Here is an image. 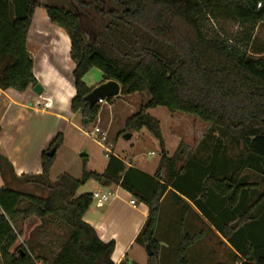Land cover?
Here are the masks:
<instances>
[{
	"label": "trees",
	"instance_id": "obj_1",
	"mask_svg": "<svg viewBox=\"0 0 264 264\" xmlns=\"http://www.w3.org/2000/svg\"><path fill=\"white\" fill-rule=\"evenodd\" d=\"M39 7L70 39L76 90L72 112H81L90 123L98 119L100 104L90 108L84 101L93 90L84 78L98 69L106 81L120 84V95L149 94L150 101L127 120V133L148 129L164 156L155 178L141 174L150 184L148 191H141L130 180L133 172H140L126 170L125 165L115 172L110 165L103 174L84 169L79 180L63 174L53 182L50 172L56 155L50 158L47 152L62 145L61 133L43 153L39 175L18 177L11 162L0 155V174L8 183L0 187V264H114L115 243L102 242L83 219L93 203L92 194L77 193L89 180L120 185L149 208L138 237L153 252L149 264L159 262L161 249L154 233L159 203L168 188L178 199L190 200L226 240H232L235 222L246 221L231 217L234 212L264 211V57L248 53L257 25L264 24V0H69L66 5L60 0L46 4L16 0L14 8L10 0H0L2 90L22 93L38 84L27 45ZM209 16L238 23L244 35L236 44L208 37L204 21ZM257 54L264 55V49ZM158 107L194 116L231 136L245 152L236 172H256L258 182H247L248 176L239 181L234 177L239 173L226 172L234 169V163L219 150L211 154L210 165L209 160L186 153L183 145L169 157L160 122L147 113ZM9 179L32 185L41 195L16 190ZM253 190L258 191L257 198L248 204ZM33 217L40 224L19 243L25 223ZM201 235L181 233L177 264H189L187 251ZM248 261L264 264V253Z\"/></svg>",
	"mask_w": 264,
	"mask_h": 264
},
{
	"label": "crops",
	"instance_id": "obj_2",
	"mask_svg": "<svg viewBox=\"0 0 264 264\" xmlns=\"http://www.w3.org/2000/svg\"><path fill=\"white\" fill-rule=\"evenodd\" d=\"M31 37L37 40L40 47L37 53H31L29 49L28 51L34 60V75L38 84L42 86L43 93L37 95L34 91L35 86L28 88L22 93L14 89H0V155L11 162L18 177L42 173L41 159L43 153L48 151L58 134H64V127L68 123L70 124L75 115H77L71 110V101L76 95L73 79L75 64L70 57L71 44L68 35L62 28L51 23L46 10L39 7L35 10L29 31L28 47ZM92 72L93 69L84 78V80L89 78L86 80V85L89 88L97 85L102 78V74L100 75L98 71ZM117 98H120V96ZM47 100L52 102V106L49 109L44 107L40 109L39 107L41 106H38V103H45ZM114 108L115 105H108L107 110L113 113ZM125 108L122 106L118 110V112L120 111L119 116L125 113ZM101 116L102 111L98 116L97 123L102 121L100 119ZM33 120L34 124L31 126ZM43 124H47L49 127L42 130L43 135L38 139L37 133L39 128L44 126ZM25 131L28 134V140H22L21 138ZM142 131L137 133L141 135ZM134 133L136 132L130 133L132 134L130 140L134 138ZM142 136L145 137V135ZM28 144H30L29 147L35 146L32 153L27 151ZM110 153L111 151L109 150V156ZM57 154L58 150H56L55 155ZM106 158L108 161L105 170L99 174L105 173L110 165L113 172L120 169L122 165H125L126 170L135 169L140 174L133 172L130 180L133 187L141 191H148V186L150 185L149 180L143 175L155 178L161 163L159 161L155 166L152 165L150 167L143 163L138 164L137 162L136 164L135 159L131 160L116 156L117 160L111 162V157ZM64 174L68 173L64 172ZM124 175L125 172L122 177ZM70 176L77 180L82 178ZM94 192L110 193V200L102 208L92 203L83 219L95 228L102 242L115 243V249L112 254L114 264H149V256L145 252L147 245L143 239H138L148 219L149 208L144 203L139 202L129 191L117 184H106L105 182L89 180L78 190L77 194L84 195ZM170 196L173 197L176 204L180 201L184 202L189 209L184 212L179 229L174 227L172 230L165 228L160 231V227L158 228V225H156L154 239L159 244L161 251L168 247L167 244H170V242L177 249L180 235L184 232L189 235L202 234L196 244L204 241H207L206 243L210 242L212 235L215 238H220L231 258L230 264H254V262L248 261L249 257H257L259 253H264V211L255 209L250 215H246L245 211L234 212L231 217L242 216L246 221L242 223L239 221L235 222L232 226V240H226L190 200L185 197L178 199L171 188H168V191L163 196L159 203V208ZM131 201H135V205L131 204ZM39 224L40 221L36 217L25 223L24 234L21 238L23 240L22 243L27 241L31 231ZM204 225L207 229L205 231L199 230ZM240 253H245L247 256H242Z\"/></svg>",
	"mask_w": 264,
	"mask_h": 264
},
{
	"label": "rangeland",
	"instance_id": "obj_3",
	"mask_svg": "<svg viewBox=\"0 0 264 264\" xmlns=\"http://www.w3.org/2000/svg\"><path fill=\"white\" fill-rule=\"evenodd\" d=\"M39 1L42 4L48 2V0ZM60 1L66 5L69 0ZM86 1L90 2L91 0ZM15 2L16 0H10L12 8H14ZM204 32L208 37L222 38L229 41L231 44H236V40L244 35L245 30L238 23H234L233 21L222 17L214 19L209 16L204 21ZM28 49L31 53L39 52L38 50L40 47L35 38L31 37ZM262 49H264V24H259L253 33V44L248 49V53L252 57L259 59L264 57V55L257 54ZM95 71H98L100 75L102 74L98 69H93L92 73ZM86 80H84L85 83ZM105 82L107 81L102 75L98 84L91 88L94 89ZM149 101V94L143 93L130 95L129 98L128 96L120 95V98H115L111 102H102L100 104V112L102 111V116L100 117L102 121H100V123H97V120L94 123L85 124L83 114L78 112L71 123H68L66 127H64L63 143L58 149V154L55 156L50 172L52 181H56L64 174V172L78 178L82 177L84 169L87 171L102 173L105 170L108 161L105 149L111 151V158L118 156L125 159H135L136 164L138 162V164L143 163L150 167L152 165L155 166L164 156L163 148L160 142L151 135L148 129H143L141 135L137 132L134 133V138L132 140L126 141L124 139V136L127 135L124 133L128 132L126 128L127 120L136 114L140 108L146 105ZM108 105H115L113 113L110 112V110H107ZM122 106L126 107V111L119 116L120 111L118 112V110H120ZM39 108L42 109L43 106ZM147 113L159 120L169 157L173 156L174 152L180 145L184 146L186 153L196 155L197 157L202 158L205 162L209 160L211 154L215 152V150H219L220 155H225L226 157L231 158L234 163V169H231V171L230 168L229 170L225 169L226 172H230L231 174L239 173V175H234L239 181L245 179V176H248L247 182H258L256 172H248L247 170L236 172L237 170L235 168H238L237 165L243 160L245 152L241 145H239L231 136L224 135L218 128L205 124L194 116L182 113L173 114L165 107L149 109ZM125 120L126 122L124 123ZM33 124L34 120L32 121L31 126ZM43 125L44 126L38 130V139L43 135L42 130L49 127L47 124ZM96 127L100 128L101 132L106 135V141H103L101 136H97V139H94L87 135V133L93 132ZM24 133L25 134L22 135L23 137L21 136L22 140H28L27 132L25 131ZM142 135H145L146 138ZM29 146L30 144L27 145V151L32 153L35 146ZM23 147H25V145H23ZM83 153H86L87 157H81V154ZM209 163L210 160L208 161V164ZM221 170L224 171V169ZM10 180L11 179H9V181ZM7 184L8 183L0 174V187L6 186ZM10 186L22 192L41 195L40 191L32 185L10 181ZM257 193V190L251 192L248 204L257 198ZM188 209L189 207L187 204L181 201L176 204V201L170 196V198H168V200L159 208L157 225L158 228L160 227V231L165 228H170L172 230L174 227L179 229L182 222V216ZM206 229L205 225L199 228V230L202 231H205ZM211 238L210 242H200L188 250L187 258L189 264H230L231 258L222 240L220 238H215L214 235H212ZM22 241L23 240L20 239L19 243H22ZM167 246L168 247L161 251L158 264H177L176 247H174L171 242L170 244L168 243ZM169 246L173 247L170 248ZM145 252L147 255V249Z\"/></svg>",
	"mask_w": 264,
	"mask_h": 264
},
{
	"label": "water",
	"instance_id": "obj_4",
	"mask_svg": "<svg viewBox=\"0 0 264 264\" xmlns=\"http://www.w3.org/2000/svg\"><path fill=\"white\" fill-rule=\"evenodd\" d=\"M34 91L37 95H41L43 93V88L40 84H37L34 87ZM121 94V86L117 81H107L98 87L94 88L85 98L84 101L86 104L92 108L93 106L100 104L102 102L108 101L110 99H114L119 97ZM85 123L89 124V120H85ZM132 138V134H127L124 136V139L130 140ZM56 148H52L48 153L47 156L52 158L56 153ZM81 157H87L86 153L81 154ZM147 254L149 257L153 255L150 247L147 245Z\"/></svg>",
	"mask_w": 264,
	"mask_h": 264
},
{
	"label": "built area",
	"instance_id": "obj_5",
	"mask_svg": "<svg viewBox=\"0 0 264 264\" xmlns=\"http://www.w3.org/2000/svg\"><path fill=\"white\" fill-rule=\"evenodd\" d=\"M38 106H43L45 109H49L52 106V102L50 100L45 101V103L39 102ZM91 138L97 139V136H101L103 141H106V135L101 132V129L96 127L93 132L87 133ZM107 157H109V150L105 149ZM111 194L104 192H94L92 193V201L98 207H104L108 201L110 200ZM131 204L135 205V201H131Z\"/></svg>",
	"mask_w": 264,
	"mask_h": 264
}]
</instances>
